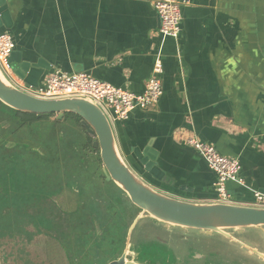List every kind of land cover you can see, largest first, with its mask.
Here are the masks:
<instances>
[{
  "label": "crops",
  "instance_id": "1",
  "mask_svg": "<svg viewBox=\"0 0 264 264\" xmlns=\"http://www.w3.org/2000/svg\"><path fill=\"white\" fill-rule=\"evenodd\" d=\"M0 1L9 26L0 33L14 43L10 61L34 64L39 86L55 70L84 72L140 95L160 59L157 106L111 123L122 159L150 186L187 202L214 200L215 174L185 145L196 136L239 161L240 181L226 184L233 204L252 206L254 192L264 194V0H178L177 39L158 34L153 0ZM150 160L169 185L144 172Z\"/></svg>",
  "mask_w": 264,
  "mask_h": 264
},
{
  "label": "rangeland",
  "instance_id": "2",
  "mask_svg": "<svg viewBox=\"0 0 264 264\" xmlns=\"http://www.w3.org/2000/svg\"><path fill=\"white\" fill-rule=\"evenodd\" d=\"M55 118L56 116L45 117L38 125L17 131V134L21 135L22 142L29 140L36 146L46 145L49 155L55 158V150L51 147V142L54 143L52 135L56 133L52 124ZM76 120L72 115L66 116L61 122V127H57L58 131L61 134L68 129L76 131ZM38 154V157L27 155L24 161L30 158L33 160L37 177L44 189L58 192L57 196L53 195V200L62 204L67 211H74L79 207L77 213H81L80 218L88 217L85 212L90 207L99 212H94L91 225L77 227L79 240L75 245L79 247H74L79 254H73L76 257L70 263L49 238L37 236L30 244L24 241L20 243L0 240V264H24V260H29V264H107L122 254L126 242L130 243L128 252L132 254L128 259L136 261L133 252L135 249L139 262L143 264H264L261 258L249 254L246 249L219 234L206 235L197 230L166 229L164 225L150 219L138 222L128 241L127 231L138 210L130 209L129 200L126 197L124 201L120 198L122 191L104 179L98 150L89 152L82 163H70L69 168L83 173L78 175L77 172H72L70 176L62 171L63 159L49 161L48 155ZM76 166L78 167L75 168ZM73 176L83 178L79 180L78 185L82 186V199L87 200H79L80 195L75 186L77 181L71 178ZM62 183L72 184V190L65 189ZM227 232L234 235L240 243L254 246L259 252H264V232L258 229H247L245 234L240 235L232 230ZM43 240L55 246L59 257L56 254L46 255ZM80 258L84 262H80Z\"/></svg>",
  "mask_w": 264,
  "mask_h": 264
},
{
  "label": "water",
  "instance_id": "3",
  "mask_svg": "<svg viewBox=\"0 0 264 264\" xmlns=\"http://www.w3.org/2000/svg\"><path fill=\"white\" fill-rule=\"evenodd\" d=\"M7 13L5 2L0 1V28L9 29L4 17ZM10 64L12 73L23 84L32 88L39 87V78L32 75V72L36 71L34 64L14 60L10 61ZM0 103L16 112L37 117L53 115L61 120L64 114H71L80 119V125L89 137L94 139L92 148L99 151L105 180L118 187L130 204L138 210L127 231L128 241L138 222L142 219H150L164 225L166 229L197 230L206 235L219 234L264 261L263 253L250 245L240 243L234 235L227 232L232 230L240 235L247 229L264 228L263 207L222 204L213 201L192 203L156 190L138 177L124 162L117 148L111 123L93 102L78 97L52 100L36 98L17 88L0 70ZM141 164L144 172L153 181L169 185L166 176L157 168L154 160ZM50 240L59 246L56 241ZM125 245L122 254L107 264H143L139 262L135 249L133 252L136 261L128 259L132 255L128 252L130 243L126 242Z\"/></svg>",
  "mask_w": 264,
  "mask_h": 264
},
{
  "label": "trees",
  "instance_id": "4",
  "mask_svg": "<svg viewBox=\"0 0 264 264\" xmlns=\"http://www.w3.org/2000/svg\"><path fill=\"white\" fill-rule=\"evenodd\" d=\"M69 115L71 114H64L63 120ZM50 116L53 115L37 117L32 114L16 112L0 103V240L22 241L24 236L29 237L28 241H30L36 235L44 234L61 246L70 263L75 255H71L69 248L62 244L63 241L59 237L48 233L55 227L52 221H54L56 208L52 204L48 207L42 206V201H50L55 191L42 187L43 184L37 177L36 168L31 158L24 161L25 156L38 157V153L48 155L47 160L49 161H55L57 158L49 155L46 145L36 146L29 140L22 142L21 135L17 134V131L34 127L41 120H45V117ZM72 116L77 119L78 129L76 131L68 129L67 132L63 131L61 134L58 128L61 127L63 120L55 118L52 121L56 133L52 135L54 143L51 142V147L54 148L56 154L63 157L62 170L68 172L78 171L69 168L70 163L72 165H76L78 162L82 163L86 160L87 154L94 151L91 146V138L80 125V119ZM21 157L23 161H21ZM27 227H32V237L31 232L28 234ZM55 229L63 232V222H60V225L57 223ZM42 230L47 232H42ZM60 237L63 238L64 234ZM24 264H29V260H24Z\"/></svg>",
  "mask_w": 264,
  "mask_h": 264
},
{
  "label": "built area",
  "instance_id": "5",
  "mask_svg": "<svg viewBox=\"0 0 264 264\" xmlns=\"http://www.w3.org/2000/svg\"><path fill=\"white\" fill-rule=\"evenodd\" d=\"M153 9L158 19V34L177 39L180 35L182 2L178 0H153ZM14 43L7 32L0 33V70L19 89L40 99L84 98L96 104L110 123L127 119L133 110H149L157 106L162 96V64L157 57L151 75L140 95L97 80L84 72L67 74L52 71L38 88L15 81L10 64ZM185 145L194 150L215 174L213 202L233 204L227 191L228 182H239L240 163L236 158L220 155L213 145L200 141L196 136L185 140ZM253 205L264 208V194L254 192Z\"/></svg>",
  "mask_w": 264,
  "mask_h": 264
},
{
  "label": "flooded vegetation",
  "instance_id": "6",
  "mask_svg": "<svg viewBox=\"0 0 264 264\" xmlns=\"http://www.w3.org/2000/svg\"><path fill=\"white\" fill-rule=\"evenodd\" d=\"M21 140H23V139H21ZM92 143H93V141H92ZM91 146H92V144H91ZM55 158H57L59 160L62 159L61 156H60V154H56L55 155ZM21 161H23V158L22 157H21ZM62 171H63V173H66V174L68 173L69 176H70V173H72V172H77L78 175H79V173L80 174H83V173H81L79 171H70V172L64 171V170H62ZM71 178H73L74 180L77 181V183H76L77 185H75V184L74 185L77 186L76 188H77L78 194L80 195L81 192H82V194L84 195L83 190H82V186H79L78 185L79 180H81L83 178L82 177H78V176H73ZM62 184L65 187V189L72 190L71 189L72 184H66V183H62ZM55 192H54L55 193L54 196H57L58 195V192L57 191H55ZM83 195H82V197H83ZM90 196H93V195H89V197ZM82 197H81V199H82ZM52 198L50 199V201L49 200H43L42 201V206L43 207H48V206H50L52 204L56 208L55 215H54V221H52V222H54L55 227L51 231H48V233H50V234H52V235H54L56 237H59L63 241L62 244L63 245H66L67 248H69L68 250L70 251L71 255H73V254H77L78 255L79 254V251L74 247V246L79 247L78 245H75L77 243L76 241L79 240V233L77 232V230H78L77 227L78 226H81V225H86V226L87 225H91V222H92L91 217L93 216L94 212L96 214L99 211L97 209H94V208H91L90 207L85 212V215H87L88 217H83L82 216L80 218L79 215L81 213H77V210H75V211H67L65 208L64 209L61 208L59 206V203H57L55 201V199L53 200ZM82 200L85 201L87 199H82ZM30 213H31V211H30ZM88 218H89V220H88ZM60 222H63V232H62V230H56L55 229L56 228V224L58 223L60 225ZM28 229L31 230V231H29ZM27 232H28V234H29V232H31L30 235L32 237V233H33L32 227H27ZM42 232H45L46 233L47 231L42 230ZM62 234H64V237L63 238L60 237V236H62ZM37 236H44V237H46L44 234H39V235H36L35 237H37ZM35 237L33 239H31L30 241H28L29 240L28 239L29 237L26 238V237L23 236L22 237V239H23L22 241H24L25 243L27 242L28 244H30L35 239ZM46 238H48V237H46ZM22 241H14V242H20L21 243ZM80 262H84L82 258H80ZM87 262H89V260Z\"/></svg>",
  "mask_w": 264,
  "mask_h": 264
}]
</instances>
